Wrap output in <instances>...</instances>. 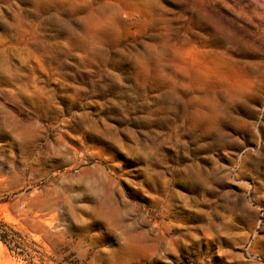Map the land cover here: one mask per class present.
I'll return each instance as SVG.
<instances>
[{"label":"rangeland","instance_id":"rangeland-1","mask_svg":"<svg viewBox=\"0 0 264 264\" xmlns=\"http://www.w3.org/2000/svg\"><path fill=\"white\" fill-rule=\"evenodd\" d=\"M0 264H264V0H0Z\"/></svg>","mask_w":264,"mask_h":264}]
</instances>
